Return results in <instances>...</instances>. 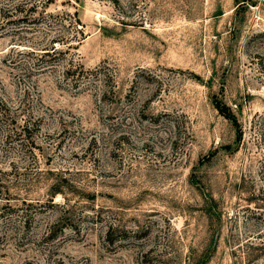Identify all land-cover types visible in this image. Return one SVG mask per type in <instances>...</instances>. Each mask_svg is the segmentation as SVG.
<instances>
[{"label":"rangeland","instance_id":"374dc122","mask_svg":"<svg viewBox=\"0 0 264 264\" xmlns=\"http://www.w3.org/2000/svg\"><path fill=\"white\" fill-rule=\"evenodd\" d=\"M241 2L34 25L0 0V264H264V0Z\"/></svg>","mask_w":264,"mask_h":264},{"label":"trees","instance_id":"16d2710c","mask_svg":"<svg viewBox=\"0 0 264 264\" xmlns=\"http://www.w3.org/2000/svg\"><path fill=\"white\" fill-rule=\"evenodd\" d=\"M52 0H19V3L17 5H15V14L12 16H15L16 21H21L22 23H30V24H47L46 22V10L47 7L50 5V2ZM242 4H240L238 6V8L236 9L237 12L246 4H248V0H242L241 2ZM26 7H28V9H26ZM38 16V17H36ZM75 23H71L70 26H72L73 24L77 25V26H82V23L80 21V19L78 18V15L75 13ZM26 20H29V22H27ZM78 29V28H77ZM82 29V28H81ZM80 30V29H79ZM66 41L64 44H67V47L69 50L71 48L72 45V41L73 39H76L75 36L73 37H66ZM55 50V48H54ZM56 51V50H55ZM58 53H65L63 51H57ZM68 52V51H67ZM45 53V54H49ZM47 55H43V57H46ZM55 64H51L48 66H54ZM213 106L215 107V109L222 115L224 116L226 119H228L229 121H231L233 123V125L236 127L237 130H240V124L235 116V114L232 112L231 108L229 106H227L222 100H220L219 98L215 97L213 99ZM29 130V126L28 124L26 126H22L20 127V131H16L13 134L16 135H21L26 137L27 132Z\"/></svg>","mask_w":264,"mask_h":264}]
</instances>
